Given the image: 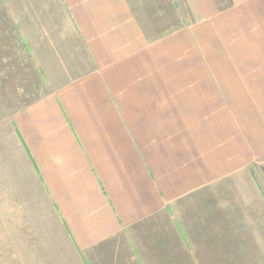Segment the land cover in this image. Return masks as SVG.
<instances>
[{"label":"crops","instance_id":"0c3cea01","mask_svg":"<svg viewBox=\"0 0 264 264\" xmlns=\"http://www.w3.org/2000/svg\"><path fill=\"white\" fill-rule=\"evenodd\" d=\"M49 1L71 25L81 69L10 126L78 257L108 251L101 261L121 264L133 232L166 212L174 235L150 242L151 262L245 264L239 226L263 209L251 171L263 187L264 0L224 10L190 0L195 25L152 31L135 0ZM182 202L189 236L175 218Z\"/></svg>","mask_w":264,"mask_h":264},{"label":"rangeland","instance_id":"374dc122","mask_svg":"<svg viewBox=\"0 0 264 264\" xmlns=\"http://www.w3.org/2000/svg\"><path fill=\"white\" fill-rule=\"evenodd\" d=\"M134 2L139 7L138 15L144 17L151 31L162 27L168 30L175 23L180 28L198 22L196 15L200 11L190 10L193 6L190 0ZM214 4L218 10L231 6L225 0H214ZM58 5L60 3L49 0H0V264H117L115 258L101 261L109 253L106 251L100 255L99 250L84 257L85 263L81 261L47 201L43 186L27 172L13 145L10 126L13 114L54 93L65 84L66 75L74 68L81 69L75 63H81L84 56L77 48L78 44L73 42L71 25ZM251 175H254L263 209H247L245 225L239 226L246 233L244 263L264 264V185L260 186L262 179L257 176V170L251 171ZM226 196L232 198L230 193ZM233 213H237L236 209H231V215ZM170 216L175 217L173 213ZM192 217L188 203L182 202L175 218L180 223L181 232L187 236L191 232ZM170 218L165 212L156 222L141 224L139 230L133 232L134 256L129 255L126 247L124 251L128 255L119 258L121 264H155L147 256L152 248L150 244L159 241L163 235L168 242L172 239L170 236L174 232ZM231 244L234 247V243ZM195 260L205 264L206 259ZM177 262L190 264V259L177 257Z\"/></svg>","mask_w":264,"mask_h":264}]
</instances>
